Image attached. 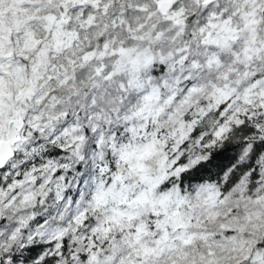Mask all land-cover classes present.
<instances>
[{
    "label": "snow or ice",
    "instance_id": "obj_1",
    "mask_svg": "<svg viewBox=\"0 0 264 264\" xmlns=\"http://www.w3.org/2000/svg\"><path fill=\"white\" fill-rule=\"evenodd\" d=\"M0 264H264V0H0Z\"/></svg>",
    "mask_w": 264,
    "mask_h": 264
}]
</instances>
